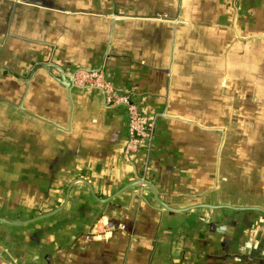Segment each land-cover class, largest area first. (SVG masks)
I'll return each instance as SVG.
<instances>
[{"label":"crops","instance_id":"crops-1","mask_svg":"<svg viewBox=\"0 0 264 264\" xmlns=\"http://www.w3.org/2000/svg\"><path fill=\"white\" fill-rule=\"evenodd\" d=\"M0 264H264V0H0Z\"/></svg>","mask_w":264,"mask_h":264},{"label":"built area","instance_id":"built-area-1","mask_svg":"<svg viewBox=\"0 0 264 264\" xmlns=\"http://www.w3.org/2000/svg\"><path fill=\"white\" fill-rule=\"evenodd\" d=\"M71 75L72 85L99 91L102 93L103 101L107 106L125 109L129 132L128 143L124 150L125 155H133L139 151L142 143L147 147L150 146L155 133L153 117L145 115L127 92H123L115 86L113 79L103 68L76 69L71 72ZM140 179H144V173Z\"/></svg>","mask_w":264,"mask_h":264},{"label":"water","instance_id":"water-1","mask_svg":"<svg viewBox=\"0 0 264 264\" xmlns=\"http://www.w3.org/2000/svg\"><path fill=\"white\" fill-rule=\"evenodd\" d=\"M62 79H63L64 83H67L69 86L72 85V82H71L72 75H70V78H68L66 75H63ZM68 79H70V80H68ZM134 183H135L134 185L144 186V188L142 189L143 192H146V190H149V188H148L149 186H147L148 183L145 180L137 179L136 181H134Z\"/></svg>","mask_w":264,"mask_h":264}]
</instances>
